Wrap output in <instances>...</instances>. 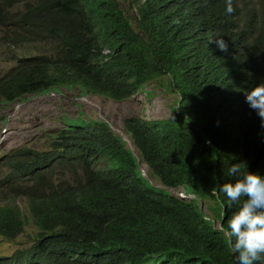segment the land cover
Segmentation results:
<instances>
[{
  "label": "trees",
  "instance_id": "1",
  "mask_svg": "<svg viewBox=\"0 0 264 264\" xmlns=\"http://www.w3.org/2000/svg\"><path fill=\"white\" fill-rule=\"evenodd\" d=\"M233 7L0 0V26L14 29L10 46L41 45L11 52L16 65L0 74L1 106L59 88L116 102L153 97L156 87L177 96L170 119L124 121L135 150L108 123L89 119L66 123L45 147L1 155L0 237L26 233L27 242L0 264H236L219 229L238 206L219 189L235 180L233 164L264 177V127L245 99L264 83V0ZM218 38L226 52L209 44Z\"/></svg>",
  "mask_w": 264,
  "mask_h": 264
},
{
  "label": "rangeland",
  "instance_id": "2",
  "mask_svg": "<svg viewBox=\"0 0 264 264\" xmlns=\"http://www.w3.org/2000/svg\"><path fill=\"white\" fill-rule=\"evenodd\" d=\"M10 45L9 37L5 36L0 27V74L16 65V61L10 59L13 49L17 54L29 55L39 52L38 48L41 47L39 44H18L15 47ZM153 89L155 83L146 90ZM165 89L168 87H156L153 97H148L145 91L139 92L123 102H115L102 96L81 97L79 90L69 92L56 89V94L29 96L20 105L18 102L0 105V156L24 145L32 148L45 147L48 144L47 139L66 123L80 124L89 119L108 120L117 135L130 141L124 127L125 119L141 117L146 120H166L175 116L173 107L177 96ZM4 116L8 120L5 124L2 122ZM129 147L134 148L131 141ZM154 185L161 187L159 182H154ZM172 192L176 193L174 190ZM180 196H184V193H180ZM33 231L32 227L27 229L28 233ZM25 242L27 236L22 234L12 243H1L0 253L12 254Z\"/></svg>",
  "mask_w": 264,
  "mask_h": 264
},
{
  "label": "clouds",
  "instance_id": "3",
  "mask_svg": "<svg viewBox=\"0 0 264 264\" xmlns=\"http://www.w3.org/2000/svg\"><path fill=\"white\" fill-rule=\"evenodd\" d=\"M13 9L15 11L23 10V5L21 4L17 5ZM234 11L235 9L233 7V0H226V12L231 14ZM0 27L2 28V31H4L5 36L11 39L10 37L12 36L14 29L5 26H0ZM211 43H215L220 51L226 52L228 50V43H226L223 38L210 40L209 44ZM59 89L60 91L65 90L69 92L78 90L75 88L72 90H67L64 88H59ZM50 93H55V91H51ZM88 95H93V94H88ZM29 96H33V95H29ZM86 96H83L81 94V97H86ZM93 96H100V95H93ZM28 97H25L24 100H26ZM245 99L249 108L252 111H254L258 116V118L260 119L261 126L264 127V83H259L251 90L247 91L245 93ZM20 103L21 102H18V105H20ZM103 121L108 123L112 128V130H114L112 123H110L108 120L105 119H103ZM126 134L128 135L127 132ZM128 137L132 143V140L129 135ZM122 139L128 144L129 147L130 141L124 137H122ZM129 148L131 150H135V147L134 148L129 147ZM228 174L230 176H234L235 180L233 182L223 183L219 191L226 194V197L231 202V204L237 205L238 208L233 213L230 220L228 221L227 228H224L222 226L219 229V231L222 233L223 238L226 240L231 253L234 255L236 264H259V262H264V177H262L258 173L250 172L246 164L244 163L233 164L228 169ZM144 175L147 176L146 169L144 171ZM180 197L182 198L189 197V199L191 198L190 196H186L185 194L184 196H180ZM2 200H3V193L0 190V202ZM22 208L25 209V206L23 204H22ZM22 234H26V233H22ZM28 234L31 235L32 233H28ZM14 241H7L0 237V244L4 242L12 243ZM15 252H13L12 254L0 253V257H8L13 255Z\"/></svg>",
  "mask_w": 264,
  "mask_h": 264
},
{
  "label": "bare ground",
  "instance_id": "4",
  "mask_svg": "<svg viewBox=\"0 0 264 264\" xmlns=\"http://www.w3.org/2000/svg\"><path fill=\"white\" fill-rule=\"evenodd\" d=\"M48 39V38H47Z\"/></svg>",
  "mask_w": 264,
  "mask_h": 264
}]
</instances>
